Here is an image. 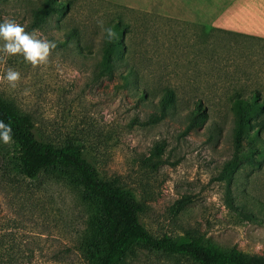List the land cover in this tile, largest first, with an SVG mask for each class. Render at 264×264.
<instances>
[{"label": "rangeland", "instance_id": "1", "mask_svg": "<svg viewBox=\"0 0 264 264\" xmlns=\"http://www.w3.org/2000/svg\"><path fill=\"white\" fill-rule=\"evenodd\" d=\"M72 1L70 10L35 23L32 1L0 0V22L14 19L57 45L37 67L21 55L0 54V77L9 67L21 73L14 89L0 82V96L31 116L40 138L81 145L104 178H117L144 205L141 219L155 236L189 233L264 258V155L221 178L234 150L232 97L260 89L264 98V41L204 30L160 5H130L138 0ZM115 3L124 5L134 26L129 40L142 70L128 86L98 71L97 21L115 15ZM145 24L151 29L140 28ZM194 33L200 39H192ZM138 85L149 86L151 95L146 89L140 97ZM165 85L177 88V96L157 118ZM199 98L204 106L194 115ZM159 145L161 156H152ZM16 153L14 141H0V252L21 248L26 264H88L77 248L86 217L80 189L63 176L32 179L16 172ZM129 264L196 263L144 249Z\"/></svg>", "mask_w": 264, "mask_h": 264}, {"label": "trees", "instance_id": "2", "mask_svg": "<svg viewBox=\"0 0 264 264\" xmlns=\"http://www.w3.org/2000/svg\"><path fill=\"white\" fill-rule=\"evenodd\" d=\"M29 1L35 5V23L46 20L61 9L70 10L74 5L72 0ZM113 5L119 8L118 12L113 16L105 15L101 20L105 28L110 27L116 32V39L109 43L102 27L98 25L101 41L98 71L100 75L110 78L119 76L118 83L128 86L132 77L142 73L133 59L135 48L132 49V45L135 46V43L129 40L134 26L126 18L124 5ZM196 25L207 29L203 24ZM142 27L151 29L146 24L140 28ZM208 30L238 34L215 27ZM253 38L264 41V38ZM192 39L200 38L194 33ZM84 46L85 49L88 48ZM146 89L151 95L147 85H138L136 92L143 97L147 95ZM161 90L158 101L160 114L157 118L166 115L177 96V88L174 86L165 85ZM260 92V89H254L251 95L244 96L239 92L232 97L231 108L235 115L234 150L233 156L224 164L222 179L227 178L242 161L256 162L264 155V98ZM202 102V98H199L194 103V115L202 111ZM258 110L262 114L253 120L252 117ZM0 120L11 124L13 129L17 153L12 157L11 163L16 172L32 179L43 174L63 176L71 185L80 189L86 217L85 225L78 234L77 248L88 264H129V260L144 249L165 255L184 256L196 264H264V258L260 256L245 254L235 247L221 248L201 236L189 233L155 236L141 219L144 205L123 188L117 178H104L99 168L84 156L81 145L75 140L67 139L57 144L40 138L31 116L21 112L11 101L1 96ZM162 152L163 146L159 145L153 149L152 156L160 157ZM187 201V197L179 199L177 207ZM0 264H26L22 249H18L16 254L0 252Z\"/></svg>", "mask_w": 264, "mask_h": 264}, {"label": "crops", "instance_id": "3", "mask_svg": "<svg viewBox=\"0 0 264 264\" xmlns=\"http://www.w3.org/2000/svg\"><path fill=\"white\" fill-rule=\"evenodd\" d=\"M135 1V0H133ZM161 6L179 21L264 38V0H138L130 5Z\"/></svg>", "mask_w": 264, "mask_h": 264}, {"label": "clouds", "instance_id": "4", "mask_svg": "<svg viewBox=\"0 0 264 264\" xmlns=\"http://www.w3.org/2000/svg\"><path fill=\"white\" fill-rule=\"evenodd\" d=\"M104 31L105 39L110 43L116 39V32L104 27L102 20L97 21ZM55 41L38 35L36 30L27 31L25 26L14 19L5 18L0 22V54L4 56L21 55L33 67L47 64L52 51L56 48ZM21 81V73L11 67L0 77V82H7L11 88H16ZM0 141L10 144L13 141L11 124L0 120Z\"/></svg>", "mask_w": 264, "mask_h": 264}]
</instances>
